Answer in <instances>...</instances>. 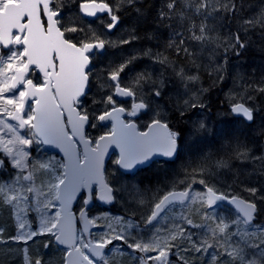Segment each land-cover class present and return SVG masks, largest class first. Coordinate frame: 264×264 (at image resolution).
<instances>
[{
	"label": "snow or ice",
	"instance_id": "1",
	"mask_svg": "<svg viewBox=\"0 0 264 264\" xmlns=\"http://www.w3.org/2000/svg\"><path fill=\"white\" fill-rule=\"evenodd\" d=\"M245 7L164 0L158 21L173 30L164 50L129 52L135 29L112 35L129 8L142 12L136 0H0V210L14 231L0 225V264H49L30 241L63 246L59 264H120L112 253L124 256L125 246L134 264H264V182L244 176L250 165L264 178V148L254 151L253 141L217 133L219 148L201 150L175 179L154 188L132 182L156 157L180 158L185 137L170 126L169 105L181 119L204 108L203 72L222 81L229 57H241L252 34L264 38V4L251 14ZM143 58L161 66L159 75L134 70ZM234 79L227 112L251 125L264 111L254 103L264 97V74ZM211 132L197 120L189 136L199 144ZM257 136L264 140V129ZM49 149L61 159L33 154ZM110 149L119 150L114 161ZM118 200L125 215H90L97 201ZM228 205L232 214L221 215Z\"/></svg>",
	"mask_w": 264,
	"mask_h": 264
},
{
	"label": "flooded vegetation",
	"instance_id": "2",
	"mask_svg": "<svg viewBox=\"0 0 264 264\" xmlns=\"http://www.w3.org/2000/svg\"><path fill=\"white\" fill-rule=\"evenodd\" d=\"M133 14H134V10L132 8H129L126 12L122 14L120 29L119 31L114 30V34L112 35L114 39H117L122 35H127L130 31L134 29L132 25L133 23H131V17L133 16ZM85 19L91 20L89 18H85ZM93 26L99 27L101 25L100 22L97 21L96 24ZM225 27L220 29L222 33L226 32ZM170 29H166L165 32L161 31V34H163L164 36L163 40L167 41V44L169 42V39L173 35V30L171 29L170 31ZM145 45L147 44H144V46ZM141 47L143 46H139L137 41L131 46H126L127 51L129 52L133 51L134 49H139ZM152 47H156L157 49L162 51V46L159 45L157 42L153 43ZM111 51L113 53L119 54L121 52V49H112ZM221 56L222 53H218L216 59H220ZM133 68L137 72L147 69L148 71L153 72L154 75H159L161 66L158 64H154L151 60L147 58H143L138 60L136 64L133 66ZM212 84H213V78H210L208 73L206 72L205 76L201 77L200 83L198 85V87L208 89L207 92L203 93V100L205 107L201 109L189 111L183 119H181L174 111H172L171 106L169 105L168 115H169L170 126L174 130H181L185 137V143L182 147L180 158L174 159L173 161V160H168L167 158L164 157H156L155 162L152 164V166L150 168H144L143 170H140L137 173V175L132 178V182L137 183L142 187L154 188L163 184L166 181L175 179L176 174L182 172L183 165H185L189 160L196 159L199 156L198 153H200L201 150L207 152V151H215L217 148H219L220 144L223 142V136L219 135L220 137H218V135L216 134L217 132L223 133L227 128L229 129L236 128L237 132H240L238 136L241 139L243 137V140L245 141H253V143L250 146L253 148L254 151H258L260 150V148H263V140H262V144L260 145L259 138L257 136V129L254 128L255 122L249 125L248 122L243 121L242 119L237 118L227 112L225 97L226 94L229 93V87L227 86L225 79L214 83V85ZM168 88L170 89L173 88V85L169 84ZM95 91L96 89L94 88L93 93H95ZM169 95H172V93L170 92ZM255 104H257V102ZM203 112H205L206 114H204ZM197 120L205 121L208 127L212 129V132L207 137L210 140L211 143L210 146H205L204 142L199 143V146H197L196 143L192 141V138H190L189 140L190 144L187 146V142H188L187 138L189 137V130L191 129L192 122ZM143 123L144 122L142 121L141 126H143ZM253 129H255L256 135L253 134L252 132ZM89 132L92 135L98 134L97 131L93 132L92 129H89ZM207 138H204L203 140H206ZM184 146L189 147L190 150L188 152L184 151L183 150ZM43 154L48 156H55L57 160L61 159L62 157L61 155H56V153H51V152H47ZM109 155L112 161L118 158V153L116 150L115 153H112L111 150L109 152ZM106 166H108L109 168L114 167V164L109 163L108 157H106ZM244 169L251 170V166L246 165L244 166ZM232 177L233 175L229 176L228 174H226L224 176V182L232 183L233 180ZM262 182H264V179ZM249 183H253V180ZM197 186L198 185H194V187ZM140 207H143L146 210V206H140ZM73 209L76 210L77 205L74 204ZM125 214H126L125 204L123 201L120 200L112 204H105L97 201L95 206L91 207V211H90V215L101 216V217L104 215L114 217V216H122ZM220 214L224 216L231 215L232 207H230L229 205L222 207L220 209ZM135 218L139 219V214ZM257 223L260 225H264V217H262ZM12 232L14 234V231ZM114 244H119V242H114ZM62 247L63 246L58 247L53 243V245H51L50 248L48 249L40 248V244L38 245L37 248H40L41 252L44 254L45 259L48 260L49 264H59L60 257L62 255V251H61ZM120 251H124L125 255L120 256L118 252L112 253V255L115 256L116 261H119L120 264H134V262L128 260V255L131 253V250L126 249L125 246L124 248H121ZM194 264H200V262L196 261L194 262Z\"/></svg>",
	"mask_w": 264,
	"mask_h": 264
},
{
	"label": "trees",
	"instance_id": "3",
	"mask_svg": "<svg viewBox=\"0 0 264 264\" xmlns=\"http://www.w3.org/2000/svg\"><path fill=\"white\" fill-rule=\"evenodd\" d=\"M136 2L141 8L142 12L138 14L134 10V14L131 17V23H133L132 25L136 31V34L140 37V39L137 41L138 45L143 46L141 48H152L155 51L157 48L152 47V44L157 42L162 46L163 51L167 45V41L163 40L164 36L161 34V31L165 32L166 29L170 28L159 23L157 13L162 7L164 0H136ZM262 4H264V0H246L245 12L251 14L249 11L252 9L259 10ZM229 27L232 26L226 25L227 31ZM149 37L152 38L150 39ZM144 44L147 45L144 46ZM230 62L238 63L240 65L241 75H243L245 78H257L261 74H264V38H262L258 32L252 34L250 37L249 47L243 52V55L241 57H229V77L231 76L230 67L232 68V64H234ZM205 74L206 71L203 72L201 77L205 76ZM212 85H214V83ZM256 102L259 103L258 106H263L264 97H258L255 103Z\"/></svg>",
	"mask_w": 264,
	"mask_h": 264
},
{
	"label": "rangeland",
	"instance_id": "4",
	"mask_svg": "<svg viewBox=\"0 0 264 264\" xmlns=\"http://www.w3.org/2000/svg\"><path fill=\"white\" fill-rule=\"evenodd\" d=\"M258 10V9H257ZM256 9L255 10H251V11H249L250 13H253L254 11H257ZM112 38L114 39V37L112 36ZM230 63H234V62H230ZM233 66H232V68L230 67V72H231V76L229 77V74H228V71L225 73V82L227 83V86L229 87V92L231 91V90H234V89H236L237 87H238V85H239V82H238V79H233V78H235V77H237V75L238 74H240L241 75V70H240V65L238 64V63H234V64H232ZM227 68H228V65H227ZM234 70V71H233ZM232 72H233V78H232ZM259 103H257L256 105H258ZM264 106V105H263ZM204 114H206L205 112H203ZM255 123H254V128L255 129H257V131L259 130V129H264V112H261V111H258L256 114H255ZM193 123V122H192ZM244 125V124H243ZM252 128V127H251ZM250 128V129H251ZM255 129H253L252 130V132H253V134L254 135H256L255 134ZM93 132H95L96 130H92ZM217 133H220V132H217ZM239 133L240 132H237V130H236V128H234V129H229V128H227V129H225V131L223 132V134H231V135H234V136H238L239 135ZM218 137H220L219 135H218ZM190 136L187 138L188 139V142H187V146L190 144ZM242 140H243V137H242ZM203 142H204V144H205V146H210V140L207 138L206 140H203ZM202 142V143H203ZM224 142V141H223ZM259 143H260V145L262 144V140H260L259 139ZM196 145L197 146H199V144H197L196 143ZM184 151H189L190 150V148L189 147H185L184 146V149H183ZM43 153H45V152H43L42 150L41 151H34V156H36V157H39V158H41V159H46V158H48L49 156L48 155H45V154H43ZM198 154H200V153H198ZM237 164L239 163V162H236ZM228 175L230 176V175H233L232 173H228ZM244 176H247L248 177V179L245 181L246 183L248 182H251L252 180H253V183L254 184H257V185H259L260 183H262V181H263V179L264 178H262V177H259V176H256L254 173H252V171L251 170H249V169H244ZM244 176H242L241 178L243 179L244 178ZM233 178V177H232ZM261 180V181H260ZM198 187V186H197ZM0 225H2L3 227H5V230H6V235L9 233V231H12L11 229H10V218H9V215H8V213L5 211V210H0ZM33 226L35 227V221L33 222ZM12 234H13V232H12ZM35 239H37L38 241H43L44 239H46L45 237H37V238H35ZM29 244L31 245V248H30V252L31 251H33V250H35V249H37V247H38V245H39V243H37V244H32V242L30 241L29 242ZM16 247H18V248H23L24 247V245L21 243V244H19V245H16ZM40 248H42V246H41V244H40ZM39 248V249H40ZM19 257H20V259H21V261H22V257H23V254H22V252H20L19 253Z\"/></svg>",
	"mask_w": 264,
	"mask_h": 264
},
{
	"label": "water",
	"instance_id": "5",
	"mask_svg": "<svg viewBox=\"0 0 264 264\" xmlns=\"http://www.w3.org/2000/svg\"><path fill=\"white\" fill-rule=\"evenodd\" d=\"M89 19H92V18H89ZM233 116H234V115H233ZM263 148H264V140H263ZM111 150H112V149H110L109 152H110ZM48 151H49V152H53V153L58 152V150H51V149H49ZM116 151H117V153H118L119 150L117 149ZM60 155L62 156L63 154L61 153ZM229 206H230V205H229ZM230 207H232V206H230Z\"/></svg>",
	"mask_w": 264,
	"mask_h": 264
},
{
	"label": "bare ground",
	"instance_id": "6",
	"mask_svg": "<svg viewBox=\"0 0 264 264\" xmlns=\"http://www.w3.org/2000/svg\"><path fill=\"white\" fill-rule=\"evenodd\" d=\"M220 89V88H219Z\"/></svg>",
	"mask_w": 264,
	"mask_h": 264
}]
</instances>
